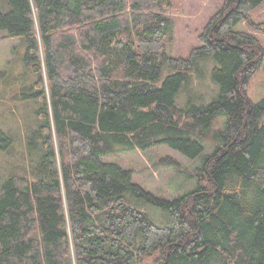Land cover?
Here are the masks:
<instances>
[{
	"label": "trees",
	"instance_id": "1",
	"mask_svg": "<svg viewBox=\"0 0 264 264\" xmlns=\"http://www.w3.org/2000/svg\"><path fill=\"white\" fill-rule=\"evenodd\" d=\"M263 2L224 0L182 58L165 51L171 0H0L2 37L25 45L33 80L22 96L39 120L26 141L34 163L0 182V264H264V95L246 94L263 48L234 30L261 29L251 13ZM205 56L218 93L180 109L174 98ZM166 65L175 72L161 80ZM11 140L0 128V148ZM202 142L207 183L173 200L103 160L159 143L194 158Z\"/></svg>",
	"mask_w": 264,
	"mask_h": 264
},
{
	"label": "rangeland",
	"instance_id": "2",
	"mask_svg": "<svg viewBox=\"0 0 264 264\" xmlns=\"http://www.w3.org/2000/svg\"><path fill=\"white\" fill-rule=\"evenodd\" d=\"M172 10L167 13L165 51L169 56L186 58L190 50L199 45L198 34L206 26L214 13L221 8L224 0H171ZM253 21L264 23V2L252 10ZM237 31L254 32L263 48V62L246 85V94L252 101L264 95V25L256 30L243 21L234 26ZM0 31V128L12 139L5 148H0V182L12 173L28 171L30 156L26 148L27 138L39 124L35 109L38 103L30 98L23 99L31 86L33 76L23 63L25 45L23 39L3 38ZM217 61L205 56L197 61L190 80L184 84L174 98V104L185 109L190 105H203L216 97L219 87L212 77ZM175 68L166 65L161 80ZM221 119V118H220ZM220 121L217 122L219 126ZM203 151L191 158L165 143L147 149L122 148L114 155L103 157L131 170L132 182L151 194L170 200L185 194L198 184H206L202 179L203 156L210 151L209 144L202 142ZM173 159L176 164L166 159ZM128 194V193H127ZM133 204L144 211L157 225L169 223L168 214L161 208L143 200ZM152 256L144 257L142 264H152Z\"/></svg>",
	"mask_w": 264,
	"mask_h": 264
}]
</instances>
